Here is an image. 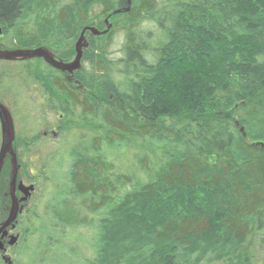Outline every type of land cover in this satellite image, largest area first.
I'll use <instances>...</instances> for the list:
<instances>
[{"label":"trees","instance_id":"1","mask_svg":"<svg viewBox=\"0 0 264 264\" xmlns=\"http://www.w3.org/2000/svg\"><path fill=\"white\" fill-rule=\"evenodd\" d=\"M130 1L84 49L83 88L0 67L19 155L41 157L14 264H264V0ZM128 2L0 0V27L66 58Z\"/></svg>","mask_w":264,"mask_h":264},{"label":"water","instance_id":"2","mask_svg":"<svg viewBox=\"0 0 264 264\" xmlns=\"http://www.w3.org/2000/svg\"><path fill=\"white\" fill-rule=\"evenodd\" d=\"M128 6L124 9H118L113 11L106 19V28L104 30H99L95 26L86 27L82 30L76 45L75 51L76 55L73 61L64 62L62 60L56 59L52 51L45 47H38L35 49H22L16 51L10 50H0V59L14 60L16 58H43L47 63L51 66L60 69L62 71L68 72L70 75L80 69L81 60L83 57V50L87 46L85 33L86 31H90L92 35L99 36L106 34L111 28L112 23H110L109 19L119 13L127 12L130 9L131 1L129 0ZM0 122L2 129V144L0 149V176L2 172V168L4 166L5 159L7 154L11 155V180H10V195L12 198V205L9 212L8 218L1 224L0 223V234L3 236L8 234L7 228L12 226L15 228L16 220L19 215L23 211L24 205L20 204L21 202H26L32 196V193L35 191V185L30 184L26 185L22 180H18L19 174V163L17 156L13 149V141L15 138V124L14 119L10 110L2 103H0ZM241 131H244L241 128ZM19 190L23 196L20 198L17 197L16 191ZM18 240V236L11 234L9 244L15 245ZM4 248V243L0 240V249Z\"/></svg>","mask_w":264,"mask_h":264},{"label":"rangeland","instance_id":"3","mask_svg":"<svg viewBox=\"0 0 264 264\" xmlns=\"http://www.w3.org/2000/svg\"><path fill=\"white\" fill-rule=\"evenodd\" d=\"M123 21L122 17H117V18H111L110 22L112 23V27L121 24V22ZM103 28H105V24H103ZM86 43H88L94 36L91 33H87L86 34ZM119 35H116L115 38H118ZM75 45H76V41L75 43H73V50L72 53H70V55L66 58H61L60 59L66 61V62H71L74 60L75 58ZM45 65V62L42 59H36L35 63H34V67L33 70H38V71H42L43 67ZM180 101V100H179ZM177 101V102H179ZM7 102L9 103V99H7ZM189 103V100L187 101H180L179 105L177 106L179 107H184L186 104ZM192 104V103H191ZM66 123V122H65ZM94 133L93 129L90 128H86L84 127L82 128H77L76 133L74 130L71 131V133L68 135L70 139L73 138H79L78 136H86L89 137ZM76 138V139H77ZM85 138V137H84ZM75 140V139H73ZM137 151L139 152H148L147 149H145L144 147H142L140 145V143L135 147ZM52 151V149H49L46 151L45 155H44V159L46 158V164L47 166H50L51 164H53L54 162V155L52 153H50ZM17 152H18V147H17ZM28 154L25 153L23 155H20V161H19V167H20V171H19V179L22 180L24 183L26 184H34L35 186H37V182H34L33 180V174H35L37 171V167H39L41 165V157L38 156H33L34 162H30L28 160ZM45 166V164H44ZM46 167V166H45ZM33 170V171H32ZM4 178H11V165H10V160H7L5 163V167H4ZM10 182V181H9ZM9 182L5 185V188L3 186L0 187V193H2L3 191H8L7 193L9 194ZM21 193H18V196H21ZM9 196V195H8ZM41 198V191L40 190H36L33 192L32 196L30 197V199L28 200L27 204L25 205L26 207L24 208L23 213L20 215L19 217V224L17 223V229L13 232L14 235L18 236V240L15 243L14 246L7 247L6 250L4 251H0V260H3L5 263L8 264H14V262L18 259L19 254H25L26 251L28 249H24V247L20 245L21 241L19 240L22 236L23 233H21L20 231V222L22 220V218L25 219V216L28 212V209H32L33 207L35 208V206L39 203V200ZM0 202H2L1 197H0ZM4 204L5 201H4ZM8 205H9V210L11 208V197H9L8 199ZM22 249H24L22 251ZM22 252V253H21ZM25 259V258H23ZM29 259V258H28ZM27 259V260H28ZM28 261H21V264H27Z\"/></svg>","mask_w":264,"mask_h":264},{"label":"flooded vegetation","instance_id":"4","mask_svg":"<svg viewBox=\"0 0 264 264\" xmlns=\"http://www.w3.org/2000/svg\"><path fill=\"white\" fill-rule=\"evenodd\" d=\"M104 24H105V21H104ZM87 33H90V31L87 30L86 33H85V36H87L86 35ZM87 44H88L87 45V47H88L91 44V40ZM39 47H41V46H39ZM35 48L36 47L29 48L27 46H21V45L12 44L10 42V40H9L8 33H6V31H4V29L2 27H0V50L16 51V50H22V49H25L26 50V49H35ZM53 54H54V57L56 59L62 60L54 52H53ZM36 59H42L45 62V65L51 66L43 58H28V59L27 58L26 59L25 58H16L14 60L0 59V67L5 66L4 68L9 67L11 69V68L16 67L19 64H28V65L31 66L29 68L31 70L29 72V74L30 75H33L34 74L33 67H34V63H35V60ZM62 61H64V60H62ZM64 62H66V61H64ZM51 67L54 68L55 70L59 71L60 74H62L63 77L66 78L67 80H69V82H71L72 84H75V85L79 86V88H83L82 84H80L79 80L76 78L77 71H75L73 73V75H70L66 71H62V70L57 69V68H55L53 66H51ZM13 86L15 88L17 87L16 84L15 85L13 84ZM30 93H31V96L34 94L33 93V89H31V88H30ZM15 94H16V92L14 93L9 88H6V89L4 88V83L2 81L1 72H0V103L4 104L10 110V112L12 114V117L14 119V124H15V138H14V141H13V149H14V152H15V154L17 156L18 163H19V161H20V158H19L20 157L19 150L17 152V141H18L17 123H16V118H15V116L12 113L13 110L15 109V105L17 104L16 103V101H17L16 97H13ZM7 99H9V101H10L9 103L7 102ZM53 134L56 135V132L53 131ZM2 139H3V137H2L1 122H0V149H1ZM7 160H10V165H11V155L10 154H7V157L5 159L4 166H3V169H2V173H3L4 167H5V163H6ZM11 169H12V167H11ZM19 171H20V167H19ZM2 173H1V176H0V187H1V184H3L5 186L11 180V178L10 179L4 178V176H3ZM18 180H20L19 179V174H18ZM26 185H30V184H26ZM7 192L8 191H6V192L3 191L2 193H0V197H1V200H2V202H0V223L1 224L8 218L9 212H10L9 205H8V199H9V197H11V195H10V182H9V194ZM18 193H21V192L19 190L16 191V195H17L18 198H20L21 196H23L22 193H21L22 194L21 196H18ZM4 201H5L6 204H4ZM27 202L28 201L21 202L20 204H23L24 205V208H25L26 207L25 205L27 204ZM11 205H12V198H11ZM24 208H23V211H24ZM23 211L21 213H19V215H18L17 218H19V216L23 213ZM17 223H18V219L16 220L15 228H12V226H9L7 228V230H8V234L7 235L3 236L2 233L0 234V240L4 243V248L3 249H0V251L6 250L7 247H10L11 248L12 246H14V245H10L9 244V240H10V235L13 234V232L17 229Z\"/></svg>","mask_w":264,"mask_h":264}]
</instances>
